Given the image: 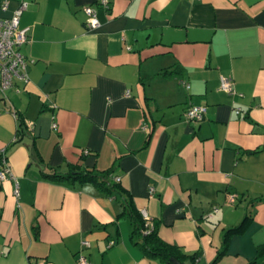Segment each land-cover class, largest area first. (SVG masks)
<instances>
[{
    "label": "crops",
    "instance_id": "obj_1",
    "mask_svg": "<svg viewBox=\"0 0 264 264\" xmlns=\"http://www.w3.org/2000/svg\"><path fill=\"white\" fill-rule=\"evenodd\" d=\"M25 1L29 81L0 95L13 176L0 180V264H75L80 251L90 264H166L133 243L120 195L42 176L74 164L111 169L148 226L197 264L249 215L216 264H264V0ZM221 75L237 94L219 89ZM189 104L204 117L188 121Z\"/></svg>",
    "mask_w": 264,
    "mask_h": 264
},
{
    "label": "built area",
    "instance_id": "obj_2",
    "mask_svg": "<svg viewBox=\"0 0 264 264\" xmlns=\"http://www.w3.org/2000/svg\"><path fill=\"white\" fill-rule=\"evenodd\" d=\"M10 0H2L0 3V10L5 12L8 10ZM108 0H98L97 5L100 7H108ZM28 7V2L20 0L18 5L11 11L8 16L0 18V95L5 96L7 90L13 88L16 79L22 80L24 83L29 81L28 67L33 62L32 59H27L20 51V47L29 41V27H20V17L24 10ZM86 15L85 26L88 29H96L100 26L97 17L96 7L93 5H86L83 7ZM186 88L189 84L185 81H180ZM219 89L229 94H237L234 82L231 78L220 76ZM205 105L189 104L184 111V116L188 121H198L204 117L206 112ZM236 112L240 108H235ZM12 114L18 123L20 122L19 115L13 109ZM32 123H27L30 126ZM55 122L52 123V128L56 129ZM88 153V150H84ZM12 178V172L8 163V158L5 149H0V180ZM119 178H116L118 181ZM153 188H150V193ZM14 194L18 196V186L15 183ZM216 208L214 209V211ZM144 217V216H143ZM146 220V217H144ZM146 225H148L146 223ZM147 232V230L145 231ZM114 241H110L113 244ZM82 248L89 246V242L83 240L81 242ZM75 264H90L87 255L80 251L75 259Z\"/></svg>",
    "mask_w": 264,
    "mask_h": 264
},
{
    "label": "trees",
    "instance_id": "obj_3",
    "mask_svg": "<svg viewBox=\"0 0 264 264\" xmlns=\"http://www.w3.org/2000/svg\"><path fill=\"white\" fill-rule=\"evenodd\" d=\"M165 73V72H164ZM24 123H18L19 133H24ZM111 169L98 171L96 169H88L81 165H68L66 171H57L53 168L46 170L42 168V176L54 182H66L68 184H83L90 183L96 188L106 193L107 195H120L122 198V211L119 216H127L132 223V231L130 238L133 243L138 245L145 256L148 258H158L166 264L177 262L178 264H197L195 255H187L178 246L165 242L158 235V224L149 227L146 225V220L143 215L136 209L133 204L132 198L127 191H125L118 183L110 179ZM250 219L249 215L244 216L242 221L233 227L227 228L224 231L223 249L220 250L211 262L216 264L220 256L224 253V248L228 238L237 233L245 230L247 223ZM147 230V232H145ZM258 255H264V247L258 248ZM255 261L249 264H254Z\"/></svg>",
    "mask_w": 264,
    "mask_h": 264
},
{
    "label": "water",
    "instance_id": "obj_4",
    "mask_svg": "<svg viewBox=\"0 0 264 264\" xmlns=\"http://www.w3.org/2000/svg\"><path fill=\"white\" fill-rule=\"evenodd\" d=\"M176 263V262H175Z\"/></svg>",
    "mask_w": 264,
    "mask_h": 264
}]
</instances>
